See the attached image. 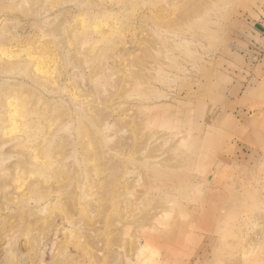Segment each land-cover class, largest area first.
<instances>
[{
	"label": "rangeland",
	"instance_id": "374dc122",
	"mask_svg": "<svg viewBox=\"0 0 264 264\" xmlns=\"http://www.w3.org/2000/svg\"><path fill=\"white\" fill-rule=\"evenodd\" d=\"M0 264H264V0H0Z\"/></svg>",
	"mask_w": 264,
	"mask_h": 264
}]
</instances>
